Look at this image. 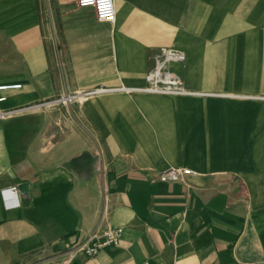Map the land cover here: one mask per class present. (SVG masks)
Masks as SVG:
<instances>
[{
	"label": "crops",
	"instance_id": "crops-1",
	"mask_svg": "<svg viewBox=\"0 0 264 264\" xmlns=\"http://www.w3.org/2000/svg\"><path fill=\"white\" fill-rule=\"evenodd\" d=\"M0 0V264H257L264 252V99L108 92L139 85L160 48L192 89L264 95V0ZM72 163L65 165L67 161ZM189 167L179 181L158 171ZM116 245L86 255L93 232ZM100 237V235L98 236Z\"/></svg>",
	"mask_w": 264,
	"mask_h": 264
},
{
	"label": "built area",
	"instance_id": "built-area-1",
	"mask_svg": "<svg viewBox=\"0 0 264 264\" xmlns=\"http://www.w3.org/2000/svg\"><path fill=\"white\" fill-rule=\"evenodd\" d=\"M78 6H89L92 8L95 18L98 21L113 22L115 18L114 0H74ZM184 59V53L181 50L162 47L154 58L153 66L144 74V82L139 85H127L119 83L115 85H94L89 88L78 89L71 92L61 93L53 97L40 101L37 105L43 106H60L68 105L72 102H78L86 97L95 96L108 92H143L162 95H184V96H218V97H244V98H261L264 95H241L237 93H223L214 91H205L192 89L184 85L182 80L171 70L167 68V63L171 61H181ZM20 83L0 84V90L7 88L20 87ZM5 99L4 95H0V101ZM9 111H0V118L4 117ZM191 173L189 167L171 166L158 171L156 177L159 181H179L185 175ZM16 190L15 184L0 189V195L3 205L6 208L16 207ZM121 233L120 227L105 228L101 232L91 233L82 243V251L86 255H93L99 249L105 246L116 245ZM100 235V237H98ZM51 264H67L65 259L53 262ZM146 264V262L142 263ZM257 264H264V252L261 260Z\"/></svg>",
	"mask_w": 264,
	"mask_h": 264
},
{
	"label": "clouds",
	"instance_id": "clouds-1",
	"mask_svg": "<svg viewBox=\"0 0 264 264\" xmlns=\"http://www.w3.org/2000/svg\"><path fill=\"white\" fill-rule=\"evenodd\" d=\"M19 203H20V201H19V196L17 195V198H16V205L19 206Z\"/></svg>",
	"mask_w": 264,
	"mask_h": 264
},
{
	"label": "water",
	"instance_id": "water-1",
	"mask_svg": "<svg viewBox=\"0 0 264 264\" xmlns=\"http://www.w3.org/2000/svg\"><path fill=\"white\" fill-rule=\"evenodd\" d=\"M73 160H74V159H72V160H70V161H67V162L65 163V165H69V164H71Z\"/></svg>",
	"mask_w": 264,
	"mask_h": 264
},
{
	"label": "rangeland",
	"instance_id": "rangeland-1",
	"mask_svg": "<svg viewBox=\"0 0 264 264\" xmlns=\"http://www.w3.org/2000/svg\"><path fill=\"white\" fill-rule=\"evenodd\" d=\"M249 99H261V98H249Z\"/></svg>",
	"mask_w": 264,
	"mask_h": 264
}]
</instances>
